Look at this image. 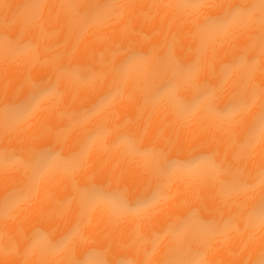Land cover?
Listing matches in <instances>:
<instances>
[{
  "label": "bare ground",
  "instance_id": "1",
  "mask_svg": "<svg viewBox=\"0 0 264 264\" xmlns=\"http://www.w3.org/2000/svg\"><path fill=\"white\" fill-rule=\"evenodd\" d=\"M262 107L264 0H0V264H264Z\"/></svg>",
  "mask_w": 264,
  "mask_h": 264
},
{
  "label": "snow or ice",
  "instance_id": "2",
  "mask_svg": "<svg viewBox=\"0 0 264 264\" xmlns=\"http://www.w3.org/2000/svg\"><path fill=\"white\" fill-rule=\"evenodd\" d=\"M189 7H199L200 5L198 3L192 2L188 5ZM246 9L240 7V6H229L225 13H223L219 17H209L206 22L205 26L212 25L217 27H223L225 24H227L233 17L238 15L241 12H245ZM244 57H241V60H243ZM176 73L178 75H183L185 72V69L177 65L175 69ZM206 86H201V96L210 95V90H204ZM47 91V88L43 83H37L33 85V90L31 93V101L28 103H22L20 106L15 109V114H20L22 112L27 111L31 106L32 103L35 102L37 98H39L41 95H43ZM200 99V97H197V100ZM252 96L251 95H243V94H236L232 98L229 99V101L226 103L225 108L221 111V115H230L237 112H240L242 110H245L249 107V104L251 102ZM264 136V107L261 108L260 112L257 114V117L253 119L252 123L249 125L246 137L244 140V143L242 145L243 148L248 149L254 146L256 142V138L258 136ZM259 179L261 183H264V168L260 171ZM233 187L236 189L239 188H246L250 187L246 182L244 181H237L233 184ZM92 194L95 195V191L92 190ZM13 198H9L8 201H6V204H9L12 202ZM259 222L262 226H264V193L261 194V198L259 201V211L257 213Z\"/></svg>",
  "mask_w": 264,
  "mask_h": 264
}]
</instances>
